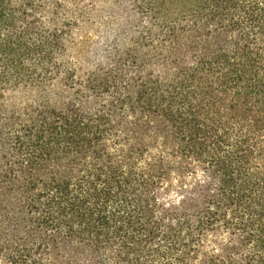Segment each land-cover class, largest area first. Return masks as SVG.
<instances>
[{"label": "trees", "instance_id": "1", "mask_svg": "<svg viewBox=\"0 0 264 264\" xmlns=\"http://www.w3.org/2000/svg\"><path fill=\"white\" fill-rule=\"evenodd\" d=\"M0 264H264V0H0Z\"/></svg>", "mask_w": 264, "mask_h": 264}]
</instances>
